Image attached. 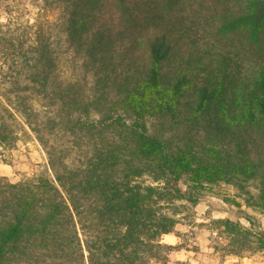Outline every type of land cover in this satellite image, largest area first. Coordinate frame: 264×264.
<instances>
[{
    "label": "trees",
    "instance_id": "16d2710c",
    "mask_svg": "<svg viewBox=\"0 0 264 264\" xmlns=\"http://www.w3.org/2000/svg\"><path fill=\"white\" fill-rule=\"evenodd\" d=\"M60 1L65 43L96 87L87 98L59 80L53 43L36 32L31 92L58 106L80 155L70 166L39 137L50 175L0 176V264H189L171 263L178 247L162 241L175 201L195 206L204 187L237 178L258 179L264 197V0L187 11L182 0ZM17 110L39 132L36 114ZM9 134L0 117V144ZM216 223L227 254L249 248L239 223Z\"/></svg>",
    "mask_w": 264,
    "mask_h": 264
},
{
    "label": "rangeland",
    "instance_id": "374dc122",
    "mask_svg": "<svg viewBox=\"0 0 264 264\" xmlns=\"http://www.w3.org/2000/svg\"><path fill=\"white\" fill-rule=\"evenodd\" d=\"M204 1L182 0L180 5L186 11L198 7L204 10ZM65 15L60 0H4L0 3V23L3 25L0 27V117L10 130L8 140L0 144V176L12 183L50 175L46 150L39 137L47 146L67 152L66 161L70 166L78 164L80 152L66 119L58 115V106H50L45 98L32 94L28 79L31 70L25 62L32 56L33 39L40 30L53 43L58 59V79L78 82L85 97L93 96L95 82L91 73L85 72L81 54L65 43ZM231 57L234 62L235 57ZM19 102L36 114V122L31 125H36L39 132L33 131L17 110ZM146 125L151 129V120L146 119ZM256 143L264 147V139L258 138ZM251 152L255 155L254 149ZM261 156L264 157V150ZM142 180L147 185L152 183L148 177ZM187 186L182 180L181 191H187ZM260 191L258 179L244 182L237 178L229 183L204 187L197 193L195 206L186 201H175L176 209L170 214L177 223L171 234L162 237L164 243L178 247L169 254V261L264 264V251L256 248L259 238L264 241V197ZM224 219L239 223L249 232V248L238 256L227 254L225 250L224 230L216 223Z\"/></svg>",
    "mask_w": 264,
    "mask_h": 264
}]
</instances>
